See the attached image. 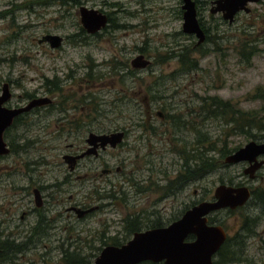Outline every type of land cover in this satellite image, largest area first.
<instances>
[{
	"label": "rangeland",
	"instance_id": "obj_1",
	"mask_svg": "<svg viewBox=\"0 0 264 264\" xmlns=\"http://www.w3.org/2000/svg\"><path fill=\"white\" fill-rule=\"evenodd\" d=\"M74 2L0 0V94L4 83H9L12 94L6 105H23L29 100V94L53 96L54 104L63 95L70 97L66 112L59 111L54 104L39 107L5 133L8 143H14L16 149L21 146L18 153L0 159V205L13 210L1 217L8 219L7 228L16 233V242L28 244V249L15 253L16 264H66L65 253L70 255L69 259L93 260L104 242L126 239L123 219L128 216L155 207L162 209L161 216L167 221L194 203L211 200L214 188L220 183L235 185L242 181L252 187L264 186V167L258 170V177L250 179L242 172L245 163L226 164L225 156L221 155L250 140L264 141V132L255 129L252 131L255 139L247 137L231 131L232 125L226 123L228 116L207 115V109L213 108L214 98L229 101L233 108L258 119L264 118V101L257 98V92L264 91V0L249 4L253 9L251 15L240 13L232 24L222 23L215 16L208 28L211 40L203 44L208 50L204 55L200 51L191 54L199 60L198 68L193 71H180L176 58L164 59L180 49L186 56L196 42L193 35L182 31L178 0ZM80 5L106 13L112 22L98 34L86 33L80 23ZM122 23L128 26H118ZM49 34L61 36L62 43L52 48L49 41H42ZM250 49L255 54L247 60L244 55ZM139 53L149 57L151 65L135 69L131 74L130 60ZM119 73L126 75L121 79ZM47 79H59L61 90L47 94ZM147 87L167 98H158L148 108L141 101L144 95L150 97ZM156 111L192 119L194 128L173 134L177 127L157 116ZM94 117L98 121L95 126L101 131L124 128L129 133L121 145L107 148L102 154L101 167L106 163L112 170L110 174L101 173L96 184L85 180L80 186L79 180H73L62 198L65 206L77 201L85 207L98 205L100 208H93L80 220L71 214L69 222L75 228L37 236L28 242V232L17 229L18 214L27 204L26 200L10 206L5 202L14 199L12 181L20 185L29 182L17 170H24L25 164L43 158L46 164L38 166L43 182L52 183L62 177L63 170L66 171L62 155L69 144L74 149L82 144L86 135L81 125L93 121ZM149 121L155 126V134L138 125ZM189 144L195 155L190 165L202 158L216 163L215 170L181 183L175 194L153 205L160 196L154 184L164 185L185 173L184 150H191ZM116 166L120 171L115 170ZM135 182H139L140 188L135 187ZM97 190L101 196L111 190L114 198L98 200ZM18 203L23 205L18 208ZM241 208L231 209V213L227 208L220 209L209 217L224 227L228 238L244 233L238 246L242 251L241 260L231 264H264V208L252 199ZM245 215L254 220L253 233L245 234L241 230ZM60 222L66 224L68 219Z\"/></svg>",
	"mask_w": 264,
	"mask_h": 264
},
{
	"label": "flooded vegetation",
	"instance_id": "obj_2",
	"mask_svg": "<svg viewBox=\"0 0 264 264\" xmlns=\"http://www.w3.org/2000/svg\"><path fill=\"white\" fill-rule=\"evenodd\" d=\"M191 1L193 2V6L195 9L196 20H197L200 28L203 31L204 38L202 40H199V38L196 36L195 33H186V34L193 35L196 38V42L193 43L188 57L186 56V58H184V61H183L182 55H181L182 49H180L181 51L179 50L178 53H176L174 51V52H172L169 55L164 57V59L166 58L167 60L172 59V58H176V60L178 61L179 65H180V71H182V70L186 71V69H184V68H187L188 64H190V63H191V71L196 70L198 68L199 60L196 59L195 57H191V54L199 53V51H200V54L204 55L203 52H206L208 50L204 47L203 44H205L207 41L211 40L208 28L211 27V23L214 20L215 16H217V18L222 23L227 22L228 24H232L236 20V18L238 17V15L240 13H245L248 16H250L251 13L253 12V9H251L249 4L260 3L262 0L247 1V3H245V5H244V7L246 9L245 8L237 9L235 11V13L233 14V18L231 20L229 18H226L224 16V14L227 13V11L230 10L232 8V6H234L236 4V1H227V2L222 1L221 4L219 3L221 0H191ZM65 3L68 4V2H65ZM178 3H179V6H178V12L177 13H179V15H180L179 17L182 19V24H183V22H184L183 14L185 11V9H184L185 1L184 0H178ZM238 3L239 2L237 1V4ZM80 7H81V5H80ZM96 10H98V9H96ZM98 11L106 16V24H105V26L101 27L99 30H97L96 32H93V33L87 32V30L82 26V30L88 34H92V35L98 34V32L105 30L110 25V23L112 22L110 16H108L106 13H104L100 10H98ZM3 12H5V11H3ZM206 12L208 13V15L205 14ZM3 15H5V13H3L2 16ZM79 15H80V13H79ZM80 19H81V15H80ZM80 23H81V21H80ZM249 24L253 25L254 22L249 23ZM114 26H115V24H113L111 27H114ZM118 26L127 27L128 25H126L125 23H122V24H118ZM62 41H63V38H62ZM62 41H61V43H62ZM52 48H55V47H52ZM137 56L142 57L141 60H138V63H141L142 60H144V61H147V64H145V66H143V67L133 66L132 61ZM149 65H151V60L149 59V57L147 58L143 53H139L134 58H132L130 60V68L131 69H129V73L132 74V73H134L133 70L140 69V68H146ZM124 75H126V74H120L119 77L122 79ZM49 81L50 82H49L47 90H46L47 94H53V93H55V91H58L59 89L61 90V87H54L55 84H58L60 82L59 79H56L55 81L54 80H49ZM9 90H10V88H9ZM1 92H2V90H1ZM154 92L155 91H153L151 87H147L146 93H149L150 97H148L147 95H144L142 97L141 101L148 108L150 107V104L153 102H156L158 98H160V97L167 98L162 94L158 95V93H154ZM10 93H11V91H10ZM29 95H30V96H28L29 100L25 104H23V105L18 104L14 107H22V106L26 105L27 103H29L32 99L44 97V96H37L35 94H29ZM46 97L49 98L48 103L42 104L39 106H35V107L31 108L30 110L15 116L11 125L5 129V131L3 132V140L5 142V146H6L7 151L3 152V153L0 152V159L6 158L11 153H15V154L18 153V151L20 150L19 148L21 147L19 145V148L16 149L14 147V145H15L14 143H12V142L8 143L6 141V138H5L6 131L8 129H10V127L15 126L16 123L20 119H23L24 117H26V115H28L30 112L37 111L38 110L37 108L42 107V106H52L55 102L54 99L52 98L53 96H46ZM10 98H11V96H10ZM83 98H84V96H83ZM69 99H70V97L63 95L60 98V100L56 104H54L53 106L56 107L59 111L66 112L68 109L67 102L69 101ZM7 101L4 103V105L8 108H13V107L6 105ZM155 114L157 116H159L161 119L170 120L169 125L173 124L174 126L177 127L176 132H174L173 134H180L186 130L191 131L194 128L193 123H192V119L189 120L187 117H184L182 115H178V114H167V115H165V113L162 111H156ZM63 118H64V116H63ZM63 118L60 119V121L63 120ZM92 119H93V121H86V122H84V124L81 125L82 129H84V133L86 135L82 139V141H83L82 144L80 146H76L75 149L73 148L74 145L72 143L69 144L68 145L69 149L67 150V152H65L62 155V160H63L64 164L66 165V169H65L66 171H64L62 169L63 173H64V175L62 177L56 179L52 183H44L43 182L44 179L42 178L43 175L38 174L39 172H41L38 169V166L46 164V162L44 161L43 158H41L40 160L32 161L30 164H25L24 170H21V169L17 170V171L22 172L21 174H19V176H21V178L22 177L25 178L29 182L27 185H20V184H14V182L12 181L11 182L12 185L11 184L10 185L15 190L13 192V195H12L14 197V199L9 198V199L5 200V202L7 205L10 206L13 204H17V202L22 200V199L26 200L25 202H27V204L23 206V209L20 208L21 210H20V213L18 214V219L20 220V223H19L17 229L23 230L24 232H28V235H27V236H29L28 242H31L33 240V238L37 237V236H49V235L57 234L58 232H60L62 230L67 231V230H70L72 228H75L76 225H73L72 223L69 222V218H70L71 214L73 216H76V218H78V220H80L81 218H84L89 212L94 210L93 208H95V209L100 208V206H98V205L94 206V207H85L82 203H79L77 201H75L74 204H72V205L65 206L64 205V198H62L64 191L67 190V187H69L71 185L73 180H79V182H81L80 186L84 185L85 180L95 182V184H96V182L99 181L98 178L101 176V173L102 174L103 173L104 174H110L112 172V170L107 167L108 165L106 163H104V167H101L103 165L102 161H104L102 154L107 151V148L114 149V148L118 147L119 145H121L122 142L124 141V138L129 133V131L128 130L126 131V129H124V128L114 129L111 131H101L100 129H98L95 126V123L98 122V121H96L97 117H94ZM138 125L143 126L144 130H152V133L155 134V132H154L156 130L155 126L152 125L150 121L147 122V124L138 123ZM116 131H123L124 136H123L122 141L116 143L115 146H111L108 143L103 146L100 140H96L90 136L92 134L93 135L111 134V133H114ZM174 138L178 139L176 137H174ZM189 145H190L189 148L191 149L190 151H187L184 148L185 149L184 151L186 154V157L184 156L185 157L184 160L187 158V156H190L191 159H192V157H194V153L192 152L193 149L191 148V144H189ZM148 154H152V153L150 152ZM223 162H224V160H223ZM239 163H245V166L243 167V170H242L243 174H245L244 168L247 167V165H248L247 162H239ZM235 164H237V163H235ZM56 166H58V165H56ZM190 166H192V165H190ZM263 167H264V164L262 166H260V168H258L255 171L253 179L255 177L259 176L257 174V172H258V170H260ZM0 168H2V167H0ZM97 169L100 170L99 174L96 173ZM6 170L8 171V169H6ZM115 170L117 172L120 171V167L116 166ZM80 171L82 173H79ZM0 172H1V169H0ZM131 172L134 173V170H132ZM6 176L9 178L11 177L10 173H7ZM180 176L181 175H177L174 179H169L167 181V183H165L164 185H160L159 183L154 184L152 182L154 184L155 188L159 189V194H160V196L156 197V199L153 201V205L156 203H159L160 200H164L165 198L176 193V190L181 185V179H180L181 177ZM247 176L249 178L248 174H247ZM250 179H252V178H250ZM138 183L135 182V187H136V185H138ZM244 183L245 182L241 181V182H238L237 184H235L234 186L246 185L249 188L251 193H252L253 188L258 187V186L252 187V186L244 184ZM138 188H140L139 185H138ZM146 190H148V188ZM137 193H141V192H137ZM137 193H135V194H137ZM114 195L115 194L111 190L104 192L103 196H101V192L99 190H97V192H96V198L98 200L105 199V198H111L112 199V198H114ZM71 196L72 195H70L68 198L71 199L72 198ZM30 202H32V205L29 204ZM247 203H248V201L243 206L237 207L233 210H236V209L241 208V207H245ZM18 205H19L18 206V208H19L23 205V203H18ZM0 206L2 207V208H0V236H3V238L0 237V252L5 253L4 255H7L8 258L12 256L10 259L0 260V264H16L13 261L14 257L16 258L15 252L17 253V252H20L22 250H25V248L28 247L27 246L28 244H27V242H25V243L16 242V240L14 239L16 233H14L12 230H9L7 228L6 223L8 222V219L6 217H1V214L4 215L5 212H12L13 210L10 211L8 209V207H4L5 205H0ZM228 209L229 208H227V210ZM185 210L186 209H184V211ZM229 210H231V209H229ZM161 211H162V209H157L154 207L152 209H149L147 212L128 216L125 219H123V228L125 229L127 234L130 233L129 236L131 237L132 234L135 232L144 231V230L151 229V228L167 226L168 224H170L174 220L178 219L184 212V211L181 213L179 212L174 217L165 221L163 219V217L161 216ZM30 218H34V219L29 220ZM64 218H67L68 222L66 224H61L60 220L64 219ZM144 219H148V221L143 223L142 221ZM12 220L13 219H11V221ZM208 222H209V215H208ZM21 233H22V231H21ZM129 236L127 239H125L123 241V243L129 239ZM115 242L117 243V241H113L110 243L104 242V246L102 248H98V250H99L98 253L107 245H115L116 244ZM93 260H86L85 262H82V263H91V262H93ZM142 262H150L151 264H163L162 262H152V261H142ZM142 262H140V263H142ZM67 263L68 262H66V264ZM140 263H137V264H140ZM68 264H80V262L74 261V262H70Z\"/></svg>",
	"mask_w": 264,
	"mask_h": 264
},
{
	"label": "water",
	"instance_id": "obj_3",
	"mask_svg": "<svg viewBox=\"0 0 264 264\" xmlns=\"http://www.w3.org/2000/svg\"><path fill=\"white\" fill-rule=\"evenodd\" d=\"M184 1L182 30L185 33H195L199 40H202L204 34L196 20L193 2ZM222 1H236V4L224 14L231 20L235 11L245 8V3L250 0H221L219 3L221 4ZM79 13L81 24L89 33L96 32L106 24V16L96 9L81 6ZM42 41H49L52 47H58L62 37L49 34L44 36ZM141 59V56H137L132 61L133 66H145L147 61L142 60L138 63ZM10 96L9 85L4 83L0 94V152L2 153L7 151L3 132L11 125L14 117L49 102V98L44 96L32 99L22 107L8 108L4 103ZM90 136L100 140L103 146L107 143L115 146L122 141L124 132ZM239 162H247L244 173L253 179L255 171L264 164V141L250 140L224 157L226 164ZM250 197L251 192L246 185L220 183L214 188L211 200H202L192 205L167 226L135 232L121 245L105 246L93 262L80 264H137L142 261L163 264H213V257L225 242L227 233L222 225L209 223L208 215L220 209H235L243 206Z\"/></svg>",
	"mask_w": 264,
	"mask_h": 264
},
{
	"label": "trees",
	"instance_id": "obj_4",
	"mask_svg": "<svg viewBox=\"0 0 264 264\" xmlns=\"http://www.w3.org/2000/svg\"><path fill=\"white\" fill-rule=\"evenodd\" d=\"M65 2L73 3L74 0H61V4H64ZM182 51H183V49H182ZM254 52H255L254 50L250 49V50L246 51V54L244 56L246 57L247 60H249L251 58V56L253 54H255ZM189 53H190V51H187V53H186L187 57H188ZM181 55H182V59L184 61V58H186V56L182 52H181ZM189 70H191V63L188 64L186 71H189ZM49 82H50L49 79H47L45 82L46 86H47V84H49ZM54 87H59V85L55 84ZM257 98L262 99L264 101V91L263 90H259L257 92ZM212 105H213V108L207 109V115H212L213 117H220L221 116V117H225V118H226V116H228V118L226 119V123L232 125V129H231L232 132L241 133L247 137H251L254 139H255L256 134L252 133L253 130L256 129L259 132H264V122H263L264 118L258 119L257 116H254L249 112L241 111L240 109H235V108H233L232 104L229 101L220 102L217 99L213 98L212 99ZM237 148H235V149H237ZM234 150H229L226 152L223 151L221 155L225 156ZM193 159H195V158L192 157V159H191L190 156H187V158L184 160L183 167H184L185 173L183 175L181 174V176H180L182 184H185L188 181L194 180L195 178L199 179V178L203 177L205 174L215 170L216 165H217L216 163H213L212 161L208 160L209 162H207V161H204L202 158H199V161L197 163H195V165L190 166V161ZM251 199L253 201H256L258 204H261V206H263V208H264V186H258V187L253 188L250 200ZM227 211L230 213L232 212L231 210H227ZM253 221H254L253 219H251L249 216L245 215V218L243 219V223L241 224V226H242L241 230L244 231L245 234L253 233V229H252L253 224H251V223H253ZM209 223H214L213 219H211V217H209ZM126 235L129 236L130 233L129 234L126 233ZM242 235L244 236V233L238 232L232 238L227 237L225 242L221 245L219 250L214 255L213 264H231L234 262H239L241 260L242 251L238 246H240L239 243H242L241 242ZM128 236H125L126 239L128 238ZM191 239H192V237H191ZM122 243L123 242L118 241L115 245H121ZM236 248H237V250H236ZM4 254L5 253L0 252V260L10 259L12 257L11 256L8 258L7 255H4ZM67 254L68 253H65L63 256V260L65 262L70 263V262L76 261V262L82 263V262L86 261V259L83 257H79V258L76 257L73 259L72 258L69 259L68 256H70V255H67ZM140 264H151V263L150 262H142Z\"/></svg>",
	"mask_w": 264,
	"mask_h": 264
}]
</instances>
